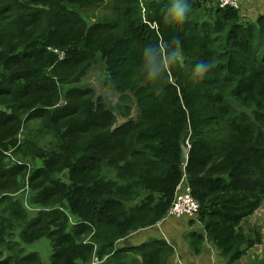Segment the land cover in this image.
Wrapping results in <instances>:
<instances>
[{
  "label": "trees",
  "instance_id": "1",
  "mask_svg": "<svg viewBox=\"0 0 264 264\" xmlns=\"http://www.w3.org/2000/svg\"><path fill=\"white\" fill-rule=\"evenodd\" d=\"M168 2L0 0V264H169L176 246L155 234L170 218L186 249L212 245L228 264L261 243L249 219L264 203V0H192L176 27ZM174 35L179 62L149 80L143 48ZM202 59L216 66L200 80ZM100 62L122 123L81 86ZM188 189L197 211L169 215ZM46 237L49 262L28 249Z\"/></svg>",
  "mask_w": 264,
  "mask_h": 264
},
{
  "label": "rangeland",
  "instance_id": "2",
  "mask_svg": "<svg viewBox=\"0 0 264 264\" xmlns=\"http://www.w3.org/2000/svg\"><path fill=\"white\" fill-rule=\"evenodd\" d=\"M90 12L94 14L93 19L98 20V19L102 18L104 15L109 13V8L106 5V6H102L100 8H93L90 10ZM103 68H104V65L102 62L95 65L93 68H91L89 70V72L87 73V75L85 76V78L83 79V83L81 84V86L92 87L96 91L97 95L104 97L107 104H110V107L112 108L114 113L118 116L119 123H122L126 120V118H124L123 114L120 113L119 110L117 109V106L119 104H121L120 94L117 91L112 90L109 87L105 86V84H104L105 78H104V74L102 73ZM136 114H137V109L135 107L133 109L131 115L136 116ZM37 124H38L37 121H34V120L30 121L27 124V128H26L27 131L29 132L30 128H35L37 126ZM47 140H48V137L43 138L40 143L42 145H46ZM180 220L182 221V219H179V221ZM249 224L251 226L255 225V226H258L260 228V232L263 233L262 241H261V243H257L255 245V247L249 249L247 254L244 256V258L247 261L243 258H241L239 261L244 260L243 264H245V263L256 264V263L264 260V203L260 207V209L257 211V213H255L249 219ZM176 225H179V224H176ZM179 236H181V234L178 235L177 238H173V243L176 246V248H180V245H181V238H179ZM49 240L50 239L46 237V238H43L37 242L30 243L28 245V249L39 251L46 258V260L49 262L50 247H51L50 246L51 243ZM184 248H185V244H182V248L179 252L184 251L185 250ZM216 251L219 254V257L222 259L219 251L218 250H216ZM217 253H216V256H214V264L219 263L216 261L217 258H219V257H217ZM181 259H184V258L181 255H179L177 257V261L175 264H178V261ZM175 260H176V258H175ZM238 262H236V264ZM249 262H252V263H249Z\"/></svg>",
  "mask_w": 264,
  "mask_h": 264
},
{
  "label": "clouds",
  "instance_id": "3",
  "mask_svg": "<svg viewBox=\"0 0 264 264\" xmlns=\"http://www.w3.org/2000/svg\"><path fill=\"white\" fill-rule=\"evenodd\" d=\"M191 10L192 0H169L164 9V22L172 27L183 25ZM180 58L181 38L179 35H174L166 50L153 45H146L141 53L140 65L146 70L149 80H154L162 74L165 76L169 65L178 63ZM215 66V60L202 59L193 66V75L203 80ZM180 261L184 260H179V264Z\"/></svg>",
  "mask_w": 264,
  "mask_h": 264
},
{
  "label": "crops",
  "instance_id": "4",
  "mask_svg": "<svg viewBox=\"0 0 264 264\" xmlns=\"http://www.w3.org/2000/svg\"><path fill=\"white\" fill-rule=\"evenodd\" d=\"M170 219L172 221L166 223V221ZM170 219L162 222L159 225L160 226L159 229H157V233L155 234L156 237H160V236L168 237L169 239L172 240V242H173V238H177V236L181 234V236H179V238H181L180 248H176L175 255L169 264H175L177 261V257L179 255H181L184 258L182 260H184L185 262L189 264H214V256H216V253H217L215 248L212 245L206 244L204 247L203 253H200L199 255H196L195 253L193 254L192 251H189L188 249H186V246H188V241L185 238V236L184 237L182 236V233L186 232L187 227L180 225V222H178L177 220L174 221V218H170ZM176 224H179V225H176ZM149 233H150L149 230L144 231V233H139L140 235L136 237V242H142L148 236ZM171 233L173 236L171 235ZM182 244H185V248H184L185 250L182 252H179L182 248ZM217 257H219L218 253H217ZM216 261L219 262L217 264H228L226 261H224L220 257L217 258ZM243 262L244 260L239 261L237 264H243Z\"/></svg>",
  "mask_w": 264,
  "mask_h": 264
},
{
  "label": "built area",
  "instance_id": "5",
  "mask_svg": "<svg viewBox=\"0 0 264 264\" xmlns=\"http://www.w3.org/2000/svg\"><path fill=\"white\" fill-rule=\"evenodd\" d=\"M221 2V6L231 4L233 6L238 7V0H219ZM150 24V23H149ZM187 193L179 194L174 202V205L169 212L172 213L174 216L179 217L184 214H187L189 216H193L194 213L197 211L199 204L196 199H194L190 193L189 189L187 190ZM180 264H187L184 261H180Z\"/></svg>",
  "mask_w": 264,
  "mask_h": 264
},
{
  "label": "water",
  "instance_id": "6",
  "mask_svg": "<svg viewBox=\"0 0 264 264\" xmlns=\"http://www.w3.org/2000/svg\"><path fill=\"white\" fill-rule=\"evenodd\" d=\"M187 137L188 136H187L186 131H183L179 139V145L181 148L180 160L185 165L188 162V154H189V147L187 146V143H188Z\"/></svg>",
  "mask_w": 264,
  "mask_h": 264
}]
</instances>
